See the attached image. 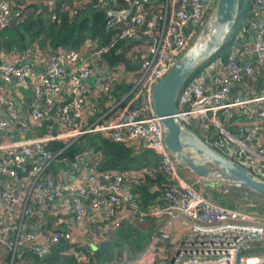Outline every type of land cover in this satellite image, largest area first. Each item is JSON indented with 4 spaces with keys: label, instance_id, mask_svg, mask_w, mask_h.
Returning a JSON list of instances; mask_svg holds the SVG:
<instances>
[{
    "label": "built area",
    "instance_id": "1",
    "mask_svg": "<svg viewBox=\"0 0 264 264\" xmlns=\"http://www.w3.org/2000/svg\"><path fill=\"white\" fill-rule=\"evenodd\" d=\"M85 1L77 0L80 5ZM122 1L125 6L113 10L104 7V0H94L92 8L108 11L105 27L118 29L116 38H145L125 51L135 64L131 69L108 67L101 59L116 38L105 44L86 40L78 50L51 51L48 44L42 48L35 42L0 54V177L9 180L0 187L1 248L11 253V261L17 254L47 256L53 245L63 242L75 244L73 253L85 261L121 222L145 216L138 214L132 190L159 174L160 197L167 206L148 215L164 213L167 221L142 250L120 264H155L156 256L169 259L168 264H264V213L224 206L180 181L151 103L154 83L184 51L215 0ZM12 13L9 0H0V29ZM233 26L229 52L212 55L184 81L174 115L181 126L203 135L208 146L264 180V92H233L255 72L264 76V0H254L250 15ZM40 53L45 54L44 68L33 71L31 60L37 61ZM121 81L130 87L115 100L112 91ZM26 82L31 93L23 118L16 105V98H23L16 89ZM9 85L15 94L7 90ZM101 96L107 108L102 113L97 106ZM48 109L54 111L45 126ZM87 116L92 120L86 122ZM41 124L44 134L26 137L30 127ZM11 126L19 135L2 141ZM87 132L145 147L155 154L156 166L100 170L96 153L82 151L68 162L45 147L51 140L70 142ZM27 159L33 161L26 175L16 180ZM30 221L32 226L22 227ZM170 222H178L185 233L173 252L164 255L165 226Z\"/></svg>",
    "mask_w": 264,
    "mask_h": 264
},
{
    "label": "trees",
    "instance_id": "2",
    "mask_svg": "<svg viewBox=\"0 0 264 264\" xmlns=\"http://www.w3.org/2000/svg\"><path fill=\"white\" fill-rule=\"evenodd\" d=\"M74 1L54 0L52 8L47 5L31 3L26 9H18L17 15L11 17L8 24L0 29V54L1 52H9L12 48H28L35 42L42 48H45L48 44L51 51L57 49L78 50L86 40L105 44L110 39L116 38L118 29L105 27V10L103 8L93 9L94 0H86L80 6L75 5L78 3L77 0L75 4ZM115 1L116 3H112L111 0H108L104 7L115 10L125 6L122 0ZM253 3L254 0H238V10L234 25L250 15ZM36 9L38 10L35 13ZM232 29L234 30V28ZM232 29L214 55H225L229 52ZM137 42L127 44L123 39L116 38L114 46L102 54L101 59L108 67L122 65L125 69H131L135 64L130 63L126 58L125 51L130 45ZM129 87L128 84L121 81L114 86L112 97L117 100L120 94L126 92ZM105 98L99 97L98 99L102 100ZM98 105L101 113L107 110L102 103ZM49 122V119H45L43 124ZM45 132L44 127L41 126L37 134L41 135ZM51 133H54V130ZM45 147L53 153L58 152L56 157H65L68 162L73 161L74 156L82 151L96 153L101 157L100 170L156 166V156L151 150L142 146L137 148L133 145L111 141L102 137L98 132L83 133L70 142L51 140ZM152 181L159 184L161 195L163 187L162 177L158 174L153 180L147 178L139 187H135L132 190V194L135 196L139 206H142L148 200L149 195L144 191V186L149 185ZM156 195L157 193L150 194L149 198L152 199ZM220 202L229 207H239L238 204H233L229 200L220 199ZM251 209L248 207L246 210L251 211ZM145 220V223H140L135 221V219L121 222L90 253L86 254L85 261H80L73 253V249L78 248L75 244L63 242L53 245L47 256L37 257L28 254V258L32 260V264H110L114 256L121 255L123 251L132 257L145 247L149 236L154 232V218L148 217ZM261 250H264V242L261 243ZM19 261L20 259L13 257L11 264H24V262L18 263ZM30 263L28 262V264Z\"/></svg>",
    "mask_w": 264,
    "mask_h": 264
},
{
    "label": "water",
    "instance_id": "3",
    "mask_svg": "<svg viewBox=\"0 0 264 264\" xmlns=\"http://www.w3.org/2000/svg\"><path fill=\"white\" fill-rule=\"evenodd\" d=\"M237 10L238 0H215L195 39L154 83L151 103L163 126L164 146L178 170H186L199 181L200 188L209 189L211 198L229 200L233 204L244 203L238 201L240 197L247 207H261L264 213V180L256 179L249 170L208 146L202 139L203 135L198 136L189 128L181 126L174 115V101L180 87L198 66L220 49L232 29ZM105 14L109 15L107 10ZM144 40L134 37L126 43ZM242 42L240 39L235 44L236 50ZM29 99L30 96L25 98V106ZM220 187L223 188L221 193L217 190ZM231 191L238 197L226 199L223 193Z\"/></svg>",
    "mask_w": 264,
    "mask_h": 264
},
{
    "label": "crops",
    "instance_id": "4",
    "mask_svg": "<svg viewBox=\"0 0 264 264\" xmlns=\"http://www.w3.org/2000/svg\"><path fill=\"white\" fill-rule=\"evenodd\" d=\"M47 1H49V5L45 4ZM9 2L12 5V12H14V14L11 15V17L16 16L17 15V10H23L26 9L32 2H24L23 0H9ZM39 3H34L36 5H47L49 7L53 6V2L54 0H40L38 1ZM76 0L74 1L75 4ZM52 4V5H51ZM51 5V6H50ZM77 6H80V4H75ZM13 6L15 7V9H13ZM38 9L35 10V13L37 12ZM1 56V55H0ZM40 57L37 59V61H32V69L33 71H42L44 68V64H45V54H41L39 55ZM92 80V78H91ZM87 84H90L91 82L86 81ZM8 88L10 89L9 91L11 92V94H15V87L14 86H8ZM19 91L20 94L22 95L23 100H21V97H17L16 100V105H17V110L19 111V114L21 116H23V118L25 117V98L30 96L31 93V88H30V84L28 82H26L24 85L19 86L16 91ZM233 92L241 94V95H248V94H259L264 92V76L262 74V72H255L250 78L242 81L240 84L234 86L233 88ZM101 97H105V96H101ZM106 98L97 101V104H103V107H106ZM59 103V101H57V104ZM99 110H100V106L97 105ZM54 109H48L47 112V118H50V115L53 113ZM0 116H3V111L0 108ZM92 116H87V119L85 120L87 121H91L92 120ZM51 120V119H50ZM47 123H44V125L46 126ZM43 124H41L40 126H33L30 127V131L27 132L25 135L26 137L29 136L30 134L33 135H38L37 133L39 132V129L41 126L44 127ZM29 133V134H28ZM19 132L17 130L16 127L11 126L7 132L3 133L1 140L2 141H6L7 139H10V137L12 136H18ZM32 159H27L26 162L22 165V169L21 172L20 170L17 171V176H16V180L20 177H24L26 175V172L29 168L30 163H32ZM22 171L25 172V174H22ZM180 171V175L178 174V169L176 170V174L178 176V179L184 183H188L191 184L192 186H194L199 192L202 193V195H206L207 197H209L211 199V197L209 196V194L207 193L208 190H203L202 188L199 187L198 183L199 181L197 179H194L193 177H191L189 175V173H187L186 170H179ZM6 182H9V180H7L6 178H1L0 177V187L5 184ZM144 191L150 196V194H155L157 193L156 196H154L152 199L149 198L148 196V200L146 202L143 203L142 207H147L148 210L151 209V212L157 211L160 208H164L167 206V203L165 201H163L160 197V187L159 184L152 181L149 185L144 186ZM204 191H207L206 194H204ZM212 200H214L215 202H218L219 204H222L220 201H218L215 198H212ZM224 206H227L225 204H222ZM229 207V206H228ZM231 208H236V207H231ZM238 209H243L240 207H237ZM148 217H153L154 221H153V231L157 232L160 228H162L165 225V222L167 221V215L164 213H156V214H151V215H145L144 218H148ZM135 221H138L140 223L144 222L142 218H134ZM28 225L32 226L33 222L30 221L29 223L26 222L25 225H23L22 227L25 228ZM166 232H167V238L163 241V245H171L173 243H178L181 238L184 236L185 233V228L182 227L178 222L173 223L170 222L168 224H166ZM153 232V233H154ZM167 241V242H166ZM10 256L11 253L5 251L4 249L1 248L0 246V264H9L10 261ZM15 258L20 259V261L18 263H22L24 262V264H28L29 262V258H28V254H24V255H15ZM13 259V258H12ZM11 264V263H10Z\"/></svg>",
    "mask_w": 264,
    "mask_h": 264
},
{
    "label": "rangeland",
    "instance_id": "5",
    "mask_svg": "<svg viewBox=\"0 0 264 264\" xmlns=\"http://www.w3.org/2000/svg\"><path fill=\"white\" fill-rule=\"evenodd\" d=\"M214 4V3H213ZM213 6V5H212ZM212 8V7H211ZM13 9H15V7L13 6ZM12 14H14V12L12 13ZM199 26L198 27H196V29H195V32H194V36H191L190 37V39L188 40V42H187V46L195 39V37H196V33L199 31ZM88 82H92V80H91V78H89L88 80H87ZM188 128L190 129V130H192V131H195L191 126H188ZM196 132V131H195ZM29 134V133H28ZM178 174L180 175V171L178 170ZM194 187V186H193ZM195 188V187H194ZM217 190L221 193L222 191H223V188H217ZM206 192L207 191H204V194H206ZM208 193V192H207ZM209 194V193H208ZM223 195H224V197L226 198V199H233V198H237L238 196L234 193V192H224L223 193ZM238 201H240V202H244L245 203V201L244 200H242L240 197H238ZM244 203H238L239 205V207L240 208H243V209H247L248 207L246 206V204H244ZM137 209H138V214H144V215H147L149 212H151V209L150 210H148V208L147 207H142V206H139L138 205V203H137ZM251 211H255L256 213H258V214H262L263 212V209L261 208V207H254V208H252L251 209ZM136 217H138V215L136 216ZM144 218V217H143ZM142 218V219H143ZM146 218H144L143 219V221L145 220ZM145 222H146V220H145ZM144 222V223H145ZM253 245H256V244H251V246H253ZM177 247V243H173V244H171V245H166V246H164V251H163V254L164 255H170L172 252H173V250L175 249ZM127 258H130V256H129V254L127 253V252H125V251H123L122 253H121V255H118V256H114V259H113V261L110 263V264H120L124 259H127ZM29 262H31L30 264H32V260L30 259L29 260ZM169 263V259H164V258H161V257H159V256H156L155 257V264H168ZM7 264V263H6Z\"/></svg>",
    "mask_w": 264,
    "mask_h": 264
}]
</instances>
